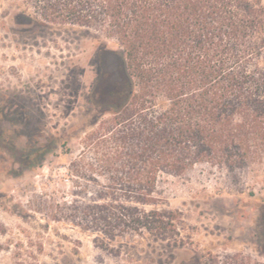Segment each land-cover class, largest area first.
<instances>
[{"label":"trees","instance_id":"obj_1","mask_svg":"<svg viewBox=\"0 0 264 264\" xmlns=\"http://www.w3.org/2000/svg\"><path fill=\"white\" fill-rule=\"evenodd\" d=\"M23 2L47 23L95 31L118 47L115 70L98 85L110 118L82 176L94 187L57 216L108 242L177 244L182 218L166 207L163 176L206 166L235 182L264 168L263 0ZM202 264L264 259L208 253Z\"/></svg>","mask_w":264,"mask_h":264},{"label":"rangeland","instance_id":"obj_2","mask_svg":"<svg viewBox=\"0 0 264 264\" xmlns=\"http://www.w3.org/2000/svg\"><path fill=\"white\" fill-rule=\"evenodd\" d=\"M114 52L116 43L95 31L50 24L23 0H0V264H202L208 253L264 259V168L235 182L206 166L163 176L166 207L182 218L177 244L108 242L57 216L94 187L82 176L110 118L98 85L115 70Z\"/></svg>","mask_w":264,"mask_h":264}]
</instances>
